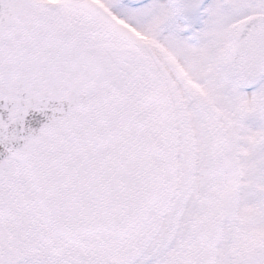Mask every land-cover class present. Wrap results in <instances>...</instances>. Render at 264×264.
<instances>
[{
	"label": "snow or ice",
	"instance_id": "snow-or-ice-1",
	"mask_svg": "<svg viewBox=\"0 0 264 264\" xmlns=\"http://www.w3.org/2000/svg\"><path fill=\"white\" fill-rule=\"evenodd\" d=\"M0 264H264V0H0Z\"/></svg>",
	"mask_w": 264,
	"mask_h": 264
}]
</instances>
